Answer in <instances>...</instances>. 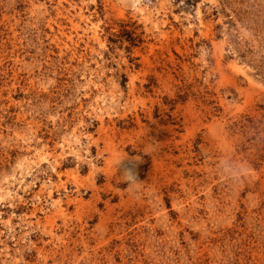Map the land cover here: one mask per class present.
I'll return each instance as SVG.
<instances>
[{"label":"rangeland","instance_id":"rangeland-1","mask_svg":"<svg viewBox=\"0 0 264 264\" xmlns=\"http://www.w3.org/2000/svg\"><path fill=\"white\" fill-rule=\"evenodd\" d=\"M0 264H264V0H0Z\"/></svg>","mask_w":264,"mask_h":264}]
</instances>
